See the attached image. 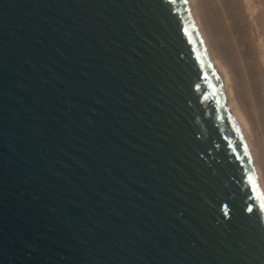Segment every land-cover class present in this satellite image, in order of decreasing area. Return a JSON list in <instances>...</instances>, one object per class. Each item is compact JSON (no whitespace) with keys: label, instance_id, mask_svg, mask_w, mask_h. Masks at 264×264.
Segmentation results:
<instances>
[{"label":"water","instance_id":"1","mask_svg":"<svg viewBox=\"0 0 264 264\" xmlns=\"http://www.w3.org/2000/svg\"><path fill=\"white\" fill-rule=\"evenodd\" d=\"M245 147L186 0H0V264H264Z\"/></svg>","mask_w":264,"mask_h":264},{"label":"bare ground","instance_id":"2","mask_svg":"<svg viewBox=\"0 0 264 264\" xmlns=\"http://www.w3.org/2000/svg\"><path fill=\"white\" fill-rule=\"evenodd\" d=\"M264 197V0H186Z\"/></svg>","mask_w":264,"mask_h":264},{"label":"snow or ice","instance_id":"3","mask_svg":"<svg viewBox=\"0 0 264 264\" xmlns=\"http://www.w3.org/2000/svg\"><path fill=\"white\" fill-rule=\"evenodd\" d=\"M245 153L247 154V147H245ZM249 162H251V160L249 161ZM259 198V197H258ZM261 210L262 211H264V202H262V204H261ZM248 211H252V209L251 208H248Z\"/></svg>","mask_w":264,"mask_h":264}]
</instances>
